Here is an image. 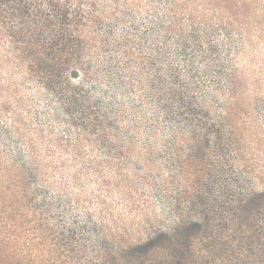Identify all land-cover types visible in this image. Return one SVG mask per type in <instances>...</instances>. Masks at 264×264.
Wrapping results in <instances>:
<instances>
[{"label":"rangeland","instance_id":"obj_1","mask_svg":"<svg viewBox=\"0 0 264 264\" xmlns=\"http://www.w3.org/2000/svg\"><path fill=\"white\" fill-rule=\"evenodd\" d=\"M72 1L66 3L71 16L77 8L88 20L101 19L93 27L88 20L77 25L89 40L95 38L90 56L101 60L98 69L104 66L99 72L105 82H121L123 78L114 75L120 71L126 75L124 68L137 70L136 66L143 69L148 84L162 73L166 86H175L184 97L173 103L170 121L163 109L153 118L146 114L145 123L136 117V125L149 135L161 136L158 144L134 139L138 148L150 154L144 160L135 162L136 151L129 152L126 145L129 133L121 131L110 134H118L122 155H107L98 143L52 149L47 157V205H32L48 242L43 244L38 239L32 252L23 249V254H33L34 264H67L64 254H59V249L65 252L60 241L68 244L74 236L79 244L84 243L81 238L95 242L85 243L84 254L71 256L74 264H100L104 253H115L112 245L107 241L101 244V239L124 230L130 244L146 241L158 232L171 237L155 248L128 249L129 264H264V192L262 197L251 193L264 189V0ZM125 50L133 54L129 61ZM5 54L12 53L5 38H0V57ZM137 54H141L142 66H138ZM14 56L8 55V67L7 60L0 61L1 78L5 84L15 80L23 97L38 106L32 111L33 119L47 134L55 119L36 117L47 113L48 106L39 103L36 84L27 80ZM157 66L162 68L160 73L155 72ZM174 76L180 84L173 83ZM133 83L138 88L141 80L135 76ZM148 90L157 91L152 85ZM123 95V105L133 102L127 100L132 93L126 90ZM107 98L117 105L122 102L120 92ZM187 105L190 112L184 107ZM196 110L198 113L193 114ZM129 113L127 109L125 118ZM191 114L193 118L188 120ZM195 120L203 122V130L219 127L228 150L226 156L217 154L215 159L216 146L212 144L211 158L205 159L218 171L227 166L220 157L230 158L244 172L215 173L206 181L210 191L199 187L187 198L182 192L187 185H194L190 176L194 167L175 159L189 154L187 138ZM172 133L174 138L169 136ZM74 154L77 156L71 157ZM126 176L139 188L128 197L123 194L131 185ZM234 178L237 182L232 181ZM197 198L202 202L193 207ZM214 200L224 207H216ZM188 217H199L202 231L187 236L180 230L172 234ZM106 261L112 262L110 257Z\"/></svg>","mask_w":264,"mask_h":264},{"label":"trees","instance_id":"obj_2","mask_svg":"<svg viewBox=\"0 0 264 264\" xmlns=\"http://www.w3.org/2000/svg\"><path fill=\"white\" fill-rule=\"evenodd\" d=\"M67 2L73 1L0 0V38H5L11 53L15 55V61L23 66L27 80L36 84L39 103L48 106L47 113L36 117L43 121L55 119L52 129L46 134L33 119L32 111L38 106L33 102L29 103L23 97L18 86L14 84L15 80L5 84L0 74V264H34L35 256L23 254V249L32 252L34 246L38 244V239L43 244L48 242L46 232L38 222L39 219L36 218L32 205L34 202L39 207L47 205L46 190L50 185L46 179L47 171L50 170L47 157L52 149L70 148V146L81 148L85 144L90 147L98 143L105 148L107 155H122L123 149L119 144L122 142L118 140V134H110V131H121L129 133L126 145L129 147V152L136 151L135 162L144 160L149 158L147 156L150 154L142 147L138 148L134 139L158 144L161 136L149 135L145 128L136 125V117H141L145 123L146 114L153 118L163 109L166 118L170 121L173 119V103L182 101L184 97L181 90L175 86H166V80L160 73L162 68L158 66L155 72L160 74L151 84L147 83L146 74L143 77V69L136 66L134 69L137 70H132L128 66L124 68L122 71L126 75L121 71L115 74L117 78H123L121 82L113 84L115 86L105 82L104 74L99 72L104 66L98 69L101 60H92L90 56V45L95 42V38L90 37L89 40L77 25L88 18L80 15L77 8H74L71 16ZM88 21L93 27L96 25L94 23L101 22V19L95 17ZM12 54L0 57V61L7 60V67L8 55ZM124 54L128 61L133 57V54L126 50ZM139 55L137 54L136 59L140 63L142 58ZM140 65L142 66L141 63L138 64ZM135 76L141 80L138 88L133 83ZM173 78L174 84H180L175 76ZM156 81H158L157 86ZM150 85L157 91H149ZM126 90L132 93L127 100L132 99L133 102L123 105L125 102L123 93ZM113 92H120L121 104L108 101L107 97ZM148 107L151 109L150 112L147 111ZM184 107L190 112L188 105ZM127 109L130 113L125 118ZM196 113L198 110L193 112ZM186 115L187 113L184 117ZM191 118H193L192 114L188 120ZM202 124L203 122L199 120L194 121L192 135L187 138L190 143L189 154L175 159L176 163L194 167L193 172H190L194 185L191 187L187 185L182 192L187 198L193 193L195 195L199 187L210 191L211 188L206 181L215 173H221L223 176L226 173L244 172L235 167L230 158L227 160L220 157L227 166L218 171L213 167L211 160L205 159L211 156L209 148L212 144L216 146L217 153L213 155L215 159L217 154L226 156L228 150L222 143L220 128L209 127L203 130L200 128ZM156 127L153 125L154 130L158 129ZM212 132L215 133L213 138H211L213 134H210ZM169 136L175 137L174 133ZM233 141L235 143L237 140L233 139ZM148 145L150 147V144ZM63 152L67 154L66 150ZM76 156L74 154L71 157ZM127 160L128 163H133L131 158ZM127 178L126 176V182L131 185L123 190L125 197L139 189ZM232 181L237 182V179L234 178ZM226 191L228 192V189ZM263 192L264 189L251 193L262 197ZM201 202L197 198L192 205L194 207L196 203L201 204ZM214 203L219 209L224 207L219 201L214 200ZM235 209L237 208H233L232 211ZM89 217L91 218L90 215ZM178 225V228L172 230V234L180 230L179 232H183L185 236L194 235L202 231L204 226L199 217L182 219ZM72 234L75 233L72 231ZM124 235L127 234L122 230L120 233L110 234L101 239L104 241L101 244L105 245L107 241L115 249V253L111 251L104 253L106 257L99 261L100 264H108L106 261L108 257L112 260L111 264H129L128 261L131 260L127 255L128 249L141 251L147 247L155 248L157 245H162L167 241L165 239L171 241V237L165 232H158L146 241L140 240L133 242L134 244L127 242ZM82 240L84 243L79 244L77 238L73 236L71 242L68 239V244H64L65 240L61 239L60 244L65 252L59 249V254H64L67 264H74L71 256L86 252L85 243L87 245L95 243L91 239L81 238L80 241ZM175 243L179 244V241L176 240ZM134 258L138 259L136 256ZM45 261L46 259H43V263Z\"/></svg>","mask_w":264,"mask_h":264}]
</instances>
